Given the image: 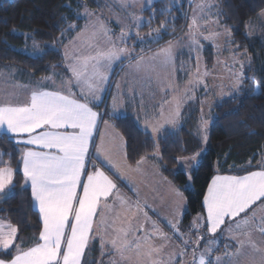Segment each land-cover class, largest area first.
<instances>
[{
    "label": "snow or ice",
    "instance_id": "1",
    "mask_svg": "<svg viewBox=\"0 0 264 264\" xmlns=\"http://www.w3.org/2000/svg\"><path fill=\"white\" fill-rule=\"evenodd\" d=\"M119 2L124 9L141 3L143 10L142 0ZM152 2L153 0H147L149 5ZM192 2L195 3V0ZM212 7L211 0H200V3L195 4L193 16L187 26L189 43L186 45L193 51L203 50L201 37L204 41L215 42L221 35L218 32L203 35L200 31L210 23H218V20L200 22L205 15H213L210 11L206 12ZM77 15L79 18L92 16L94 13L85 8L83 13ZM215 15L218 16L219 13ZM154 16L155 13L152 18ZM129 19L131 23L123 26L118 35H114L113 30L103 21L86 24L70 42L71 51L67 50L69 46H66L63 59L65 71L69 74L67 78L57 84L54 77L60 74L53 72L51 76L43 77L36 87L24 86L26 96L23 100L17 97L15 103L0 102V131L7 134L9 142L24 145L15 168L11 166L10 160L5 163L0 158V165H4L0 167V195L10 193L15 188L16 176L22 174L24 183L21 187L30 184L34 208L38 209V218L42 225L38 237L35 238L36 243L25 249L22 241L16 243L19 239V229L0 220V255L11 257L0 258V264H91L84 258L97 239L100 240L101 255L105 254V249L110 244L111 251L119 257L118 260L114 257L109 264H131V257L126 255L130 251L135 254V264H176L177 258H180L181 264H185L183 257L190 244L194 247L191 260L187 264H244L241 257L248 254V249L253 254L260 255L258 260L253 257L246 264H264V214L257 215L253 210L257 202H260L261 212L264 213V168L249 171L245 175L213 176L203 197L204 212L189 226L188 238L180 232L182 216L166 221L172 235L181 239L182 247L173 251L165 261L161 259L160 254L170 237L163 233L155 222H151L150 230L144 227V224L150 222L148 211L145 209L153 212L155 209H152L147 201H141L138 192L134 191L137 196L135 202L124 197L119 193L115 181L92 160L93 156H103L110 169H114L116 178L122 182L127 179L125 172L131 171L127 166L113 163L111 152L114 146L113 149L105 150L103 137L102 143L96 145L95 153L91 151L93 133L98 129L103 116L108 114L117 119L122 118L115 96L111 112L94 110L99 107L108 90L114 64L124 58L130 59L133 55L134 49L121 45H126L131 38L133 25L139 29L144 23L150 22L134 13H129ZM68 28L74 31L76 25H69ZM166 28L167 21L162 22L158 29H151L145 36H141L137 31V42H158ZM224 35L230 37L231 33ZM78 41L81 46L76 48ZM33 47L39 48V45L34 44ZM178 48V42L174 45L169 41L167 46L161 47L147 59L142 55L137 56L133 67L140 69L144 65H151L168 69L175 64ZM52 67L54 69L58 65ZM206 75L207 70L204 73L200 71V60L197 56L196 72L186 83L183 96L175 95L171 100H164L158 113L163 123L153 125L145 122V130L151 128L152 135L156 136L164 124L175 127L181 115L180 108L186 103L185 97L190 90L198 88L204 82L203 77ZM243 78L241 65V71L236 73L235 82L232 84V92L240 91ZM148 79L151 80L152 77ZM45 81H51V85L45 86ZM157 83L164 96L178 90V85L170 78L158 77ZM48 87L51 90H48ZM261 87H264V82H254L253 88L256 91ZM117 89L119 90V83ZM168 104H174L175 107L172 113L165 117L164 108ZM105 126L108 127L107 121ZM207 127L208 121L202 120L199 128L205 133L204 142L208 139ZM202 151L203 149H200L192 156L175 159L178 164L186 165L188 170L192 171ZM2 155L0 153V157ZM9 156L11 157V154ZM140 163L141 161H137V167ZM89 165L92 171L88 170ZM174 191L177 197H180L179 190ZM109 200H112L113 204H108ZM116 202L120 203L125 215L133 213L128 218L126 227H115L120 213H116L111 220L108 219V214L115 211ZM183 203L181 198V207ZM141 215L144 223L133 228V219L138 221ZM203 228L207 229V233L201 231ZM109 230H112L114 235L107 240L104 234ZM194 230L199 234L193 241L191 232ZM225 232L230 241L235 243V251L213 256L212 253L219 246V238ZM156 236L166 243L157 246L152 239ZM206 236L212 238L206 240ZM256 236L261 239L258 241L254 238ZM202 243L205 247L198 252L197 249ZM232 246V243L225 244L226 249Z\"/></svg>",
    "mask_w": 264,
    "mask_h": 264
},
{
    "label": "trees",
    "instance_id": "2",
    "mask_svg": "<svg viewBox=\"0 0 264 264\" xmlns=\"http://www.w3.org/2000/svg\"><path fill=\"white\" fill-rule=\"evenodd\" d=\"M217 1L219 21L229 29L233 44L237 50L246 51L252 56L248 72L253 76L252 79L244 78L239 92L217 99L212 104L208 139L190 173L191 187H187L185 171L176 169L178 163L175 158L196 153L200 147L194 133L200 120L199 100L186 107L178 128L165 130L157 136L143 129L132 114L121 115L120 119L104 115L123 137L126 160L130 165L148 158L157 164L167 180L179 187L187 206L182 220L184 225L190 222L193 215L203 212V197L213 176L240 175L264 167V87L258 92H254L253 88L254 82H264V43L260 38L245 33L246 22L264 9V0ZM169 3L170 0H158L150 6L157 12L152 19L153 24L159 25L163 18L172 24L167 27L168 31L164 32L160 43L182 31L184 26V17L178 7L160 13V9L168 7ZM185 4L186 1L181 5L182 9ZM83 6L98 10L101 5L98 0H0V69L8 64L17 65L36 77L63 70L61 48L44 46L39 54L32 55L18 47L30 41L57 44L64 31L72 33V30H68L69 25L75 24V29L81 27L83 19L78 18L77 13ZM150 8L145 10L147 14H150ZM167 13L171 15L170 20L165 19ZM208 53L205 52L206 55ZM53 65L58 67L53 69ZM0 153L5 163L10 160L11 166L16 167L19 151L5 133H0ZM104 169L116 183L123 186L114 173ZM22 184V174H18L15 188L0 200V216L19 229L16 243L22 241L23 246L27 247L36 243L35 238L42 225L33 206L30 187L25 185L22 188ZM100 252L99 243L95 241L84 259L91 264H99Z\"/></svg>",
    "mask_w": 264,
    "mask_h": 264
},
{
    "label": "rangeland",
    "instance_id": "3",
    "mask_svg": "<svg viewBox=\"0 0 264 264\" xmlns=\"http://www.w3.org/2000/svg\"><path fill=\"white\" fill-rule=\"evenodd\" d=\"M98 1L101 5L100 9L98 10L91 9L87 6H83L79 9L78 13H83L86 8L89 12L94 13V15L80 16V18L83 19V24L81 25V27L79 29H75L74 31L72 30L71 34L68 32L65 33L64 31L63 35H61V37L57 40L58 42L57 44L38 43L35 41H30V42H26L25 45L18 47V49L26 53L36 55L43 50L44 46H49L52 48L59 47L61 48L64 56V53L66 51V46H69L67 50L71 51L70 42L73 40L74 37H76L81 32V30L84 28L86 24H89L97 20L103 21L107 27L113 30L114 35H118L123 26L131 23L129 19V13H134L135 15L142 17L143 20L145 21H150L144 23L143 26L140 27L139 29H137L133 25L131 38L128 39L126 45H121V47H128L130 49H134V52L130 59L124 58L121 59L118 63L114 64V68L111 74V80L108 85L107 94L110 93V91H112L113 96L116 95L117 99L119 100L125 99L126 101H129L130 110H131L130 112L137 117L138 121H140V125L144 126V129H145V122H149L153 125L157 123H163V119L160 118L158 115L160 111L161 103L164 100H171L172 97L175 95L183 96L186 83L188 82L190 77L196 72L197 56H199L201 73H204L205 70H207L206 77H203L204 82L198 88L190 90L188 96L185 97L186 103H184L180 108L181 115L177 119L176 126L173 127L170 124H164L163 129L171 130L179 127L180 118L183 117V113L186 107L188 105L189 106L193 105L196 100H199L200 120L194 129V133L200 142V147L197 151H199L200 149L204 150L206 146V142H204L203 136L205 135V133L200 131L199 126L202 120H207L208 121L207 130H208L209 125L211 123L210 109L212 104L217 99L223 97H229L235 93L232 92V84L235 82L236 73L241 71V65H243L244 78L252 79L253 76V73L248 72V68L250 67L251 61H253L252 56L246 51L237 50L236 45L233 44L232 42L231 35L230 37L224 35L225 33H228L230 31L228 28L224 27L220 23L218 16L215 15V13L217 12L219 13L218 1L211 0L213 7L210 10H206V12L210 11L211 13H213V15L211 16L205 15L204 19L200 21L201 23H204L205 21L208 20H218V23H210L208 27L202 28L200 29V31L203 33V35H208L212 32H218L221 33V35L216 39L215 42L204 41L203 38L201 37L200 43L204 45V47L203 50L200 52L193 51L188 47H186V45L189 43V40L187 38V32H188L187 26L191 20V17L193 16V9L195 7V4L200 3V0H195V3H193L192 0H174L173 3V0H170L169 5H167L168 7L165 6L162 7L161 9H171L172 7H178L181 11V14L184 17L183 30L177 33L176 35H174L172 38H169L165 42L160 43L161 40L160 39L158 42L155 43L148 41L145 42L144 44H140L137 42L135 33L138 31L141 34V36H145L151 29H158L161 23L165 22L163 18V20L160 22L159 25L152 23V19H154L152 18V14L155 13L156 16L157 12L155 11L154 7L150 8V6L155 4L158 0H153L151 5L147 3V0H142L143 10H141V3H137L135 7H129L127 9H124L121 7L119 0H98ZM185 1H186L185 7L184 9H182L181 5ZM149 8H150L149 10L150 14H147L145 10ZM160 13H162V11H160ZM165 19L170 20L171 15L167 13L165 15ZM171 25L172 24L167 23V27ZM245 33L248 36L260 38L261 41L264 43V9L259 11L258 14H256L254 17H252L250 20L246 22ZM169 41L173 42L174 45H176L177 42L179 43V48L176 51L174 66H170L168 69H162L160 67H154L151 65H144L140 69L133 67L137 56L142 55L145 57V59H147L148 57L152 56L155 52H157V50L160 49L161 47L167 46V42ZM34 44L39 45V48L34 49L33 47ZM152 44L154 45L151 46ZM80 46L81 43L80 41H78L75 47L79 48ZM146 47L149 48L146 49ZM141 48H143V52H141ZM206 51L209 52L208 55L205 54ZM208 56L212 61H210L209 58H207ZM252 66L254 67L253 63ZM148 77H152V79L149 80ZM158 77L160 79L170 78L173 82H175L178 85L177 92L176 93L170 92L168 93L167 96H164L160 91V85L157 83ZM244 78L242 79L241 84L243 83ZM118 83H119V90L117 89ZM205 84L207 85V88H205ZM254 92H258V91L254 89ZM120 97H122V99H120ZM174 107H175L174 104H168L165 106L164 108L165 117H167L172 113ZM147 130L151 132V128H148ZM206 135H207V131H206ZM193 154L195 153L192 152L184 157L192 156ZM176 169L177 170L181 169L185 171L188 177L187 187H191V179H189V177L191 176L190 175L191 171L188 170L187 166L178 164ZM140 174L132 175L131 177L133 179L131 178L129 179L134 182L136 181V185H139L142 182V175ZM226 175H231V174H226ZM129 179L127 180V182L131 183ZM135 192L139 193L138 198L140 200L147 198L146 195L149 194L147 192L141 191L140 188L135 190ZM181 198L184 202L183 207H181ZM135 199H137L136 195H135ZM151 208L153 209L152 206ZM178 209L180 211L179 215H178ZM186 209H187L186 200L183 193L180 191V198L179 200H176L174 212L173 213L169 212L170 216L168 217V220H171L173 217L179 219L182 216L180 222V232L183 233L184 236H186L185 238H188L189 226L192 225L193 222L195 221V218L202 213H197L193 215L190 222L187 225H184L182 220L184 219V214ZM253 210L256 211L257 215L264 214L261 212L260 202L256 204V207ZM147 211L150 215V222L148 223L147 226L144 225L145 229L150 230L151 221L153 220V222L156 223L159 229H161L163 233L167 234L170 237V240L167 241V246L163 248V251L160 254L161 259L167 261L169 255L172 254L173 251L178 250L182 247V241L179 242L176 241L175 240L176 236L172 235V231L169 227H167L166 223H163V221L160 220L156 222L157 217L153 214V211H149V210ZM117 213H120V218L116 220L115 227L116 228H119L121 226L126 227L128 225V222H125L126 216L123 212V209L118 208ZM97 219H99V217H97ZM137 222L138 221L134 219L132 223L133 228L138 227L139 224H141ZM201 231L207 233L206 228L201 229ZM105 234H114V232L112 230H109ZM141 234L143 233H140V235ZM198 234L199 233L197 231L195 230L192 231L191 240L194 241ZM224 234L227 233L225 232ZM257 237L258 240L261 239L259 236ZM211 238L212 237H210V239ZM157 239L159 241L153 240V242L157 246L166 243L164 240L160 238ZM205 239L207 240L208 238ZM193 247L194 245L192 244L188 245L187 247L186 254L183 257L185 264H187V262L191 260ZM204 247L205 244L202 243L197 249V251L199 252ZM220 248L218 247L216 248L217 250L215 254H213L214 256L221 255L219 250ZM232 251L235 250H231L230 252ZM247 252H248L247 255L241 257V261L244 262V264H246V262L249 261V259H252L253 257H255L257 260L259 259V255H260L259 253L253 254L250 249H248ZM106 259L108 260L110 258H106ZM106 259L104 258V256H102L99 261ZM116 259L118 260V256L116 257ZM131 259L134 258L132 257ZM177 260L179 261L178 264H181L180 258H177Z\"/></svg>",
    "mask_w": 264,
    "mask_h": 264
},
{
    "label": "crops",
    "instance_id": "4",
    "mask_svg": "<svg viewBox=\"0 0 264 264\" xmlns=\"http://www.w3.org/2000/svg\"><path fill=\"white\" fill-rule=\"evenodd\" d=\"M53 72L60 74V75H57L54 77L57 84H59L62 79L67 78V76L69 75L65 71V67H64L63 70L52 71L49 74H47L46 76H51L53 74ZM46 76L36 77L33 74L29 73L27 70H25L22 67L17 66V65L8 64V65L3 66L0 69V102H5V103L13 102V103H15L17 97H19L21 100H23L26 96V93L24 91V86H27L28 88L36 87L37 83L41 82L42 78L46 77ZM43 83L45 86L51 85V81H45ZM48 90H51V88L48 87ZM107 92H108V90L105 92L104 99L99 104V107L94 108L95 111L111 112L113 109V98L115 96L116 100H117V108H118L119 112L121 113V115L132 114L130 112L131 110H130V105H129L130 102L129 101L122 99V97H120V99H122V100H119V99H117L116 95L113 96L112 91H110V93H108V94H107ZM105 121H107L108 127L105 126ZM180 122H181V118H180ZM139 124H140V121H139ZM141 127L144 129V126H141ZM165 130H170V129H163L157 135L161 134ZM171 130H174V129H171ZM0 133H3V132L0 131ZM93 137H94V142L91 144V151L93 153H95V151H96V145L102 143V137H103V144H104L105 150L113 149V146H114V150L111 152L113 163L118 165V166H127V168L131 169V171L125 172V175L128 179L129 178L133 179L131 177L132 175H136V174H140V173H141L140 175H142V182L139 185H136V181L134 182L130 179L129 180L131 181V183L127 182L128 179H126L125 181H123V186H120V184L115 182L117 184V189H118L119 193H121L124 197H127L132 202H135L137 200V199H135V195L133 194V192L135 190H137L138 188H140V190L143 192L149 193L148 195H146L147 193L144 194V195H146L147 198L141 199V201H147V203L149 205H151L153 207V209H155V212H153V214L157 217L156 222H158L160 220V221H163V223H166V221L168 220V217L170 216L169 212H172V213L174 212L176 200H179V198H180V197H177L176 192L174 191V190L178 189L179 193H180L179 187L175 186L169 180H167L160 173V170H159L157 164L150 161L148 158H143V159L139 160V161H141V163L139 164V167H137V163L134 165H130L126 160L123 137L114 128L112 122L109 121L108 119H106L104 116L99 121L98 129L94 131ZM23 147H24V145H22V144L17 145L19 155H20V150ZM92 160L95 161L97 166L101 167V169L107 175H109V174L104 168H106L108 171L114 173V169H110V166L104 160L103 156H99V157L93 156ZM2 166H4V165H0V167H2ZM88 170L92 171L91 165H89ZM122 170H123V168H122ZM257 170H259V169H257ZM257 170H253V171H257ZM245 174L246 173L240 174V175H245ZM218 175H226V174H218ZM231 175H233V174H231ZM23 183H24V181H23ZM27 185L30 187V184H27ZM125 186H126V188H125ZM130 189H132V190H130ZM30 190H31V187H30ZM4 196L5 195H0V200ZM32 201H33V199H32ZM108 204H110V205L113 204V201L109 200ZM33 206H34V203H33ZM255 207H256V205L254 206V208ZM118 208L121 209V205L119 202H116L115 211L108 214L109 220H111L113 217H115L116 213L118 212ZM35 209L38 211L37 208H35ZM170 209H172V210H170ZM147 210L148 209H146L145 211H147ZM179 212L180 211L178 209V215H179ZM203 212H204V209H203ZM203 212H200V213H203ZM166 214H169V215H166ZM132 215H133V213H131V212L127 213V215H125L126 216L125 222H128V218L131 217ZM148 216L150 217L149 213H148ZM0 220H3L7 223H11L9 220L5 219L2 216H0ZM133 221H134V219H133ZM133 221H132V223H133ZM151 222H153V220ZM137 223H141V224L144 223L143 215H141L139 217V220ZM144 225L147 226L148 223H146ZM150 229H151V227H150ZM104 235H105V238L107 240H110L114 234H104ZM141 235H143V234H141ZM184 237H186V236H184ZM210 237L211 236H206L205 238L210 239ZM157 238H159V237L156 236V237H153L152 239L158 240ZM254 238L258 240L257 236ZM175 240L178 242L181 241V239H179L178 237H176ZM96 241L99 243V246H100V240L97 239ZM228 243L233 244L232 248H229V249L225 248V244H228ZM33 245H31V246H33ZM31 246H27V247L23 246V248L27 249ZM107 246L108 247L105 249L104 255H101V252H100L99 260L102 256H104L105 259L106 258H110V259L101 260L99 262V264H109V262L111 260H113L114 257L115 258L117 257L111 251V245L109 244ZM218 248H220L219 249L220 254H223V252L225 253L226 251L235 250V243L230 241L228 234H223L222 237L219 238ZM216 250L212 253V255L215 254ZM14 252H15V250H14ZM126 255L130 256L131 258L133 257L134 259H131V264H135V260H136L135 254L130 251V252L126 253ZM0 258H2V257H0ZM118 259H119V257H118ZM178 263H179V261L176 260V264H178Z\"/></svg>",
    "mask_w": 264,
    "mask_h": 264
}]
</instances>
